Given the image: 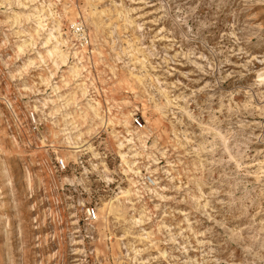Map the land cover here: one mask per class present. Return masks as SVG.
I'll list each match as a JSON object with an SVG mask.
<instances>
[{
	"label": "rangeland",
	"instance_id": "374dc122",
	"mask_svg": "<svg viewBox=\"0 0 264 264\" xmlns=\"http://www.w3.org/2000/svg\"><path fill=\"white\" fill-rule=\"evenodd\" d=\"M0 264H264V0H0Z\"/></svg>",
	"mask_w": 264,
	"mask_h": 264
},
{
	"label": "bare ground",
	"instance_id": "6f19581e",
	"mask_svg": "<svg viewBox=\"0 0 264 264\" xmlns=\"http://www.w3.org/2000/svg\"><path fill=\"white\" fill-rule=\"evenodd\" d=\"M36 26V25H35ZM50 29V28H49ZM42 30V29H41ZM56 46V45H55ZM49 53V51H48ZM51 56L54 55V53H51L49 54ZM43 63V62H42ZM54 63V62H53ZM55 66V65H54ZM57 69V68H56ZM43 105V104H42ZM143 133L141 131H138V132H135V135H131L132 137L130 139H128V141H133L134 138H136L139 142H142V139H143ZM127 141V140H126ZM151 165V164H150ZM150 165L144 167V169L147 171V173L151 174V177L153 179V181L151 180V184L154 186V188H156L159 184V181H158V177L157 176V170L156 169H151ZM152 190V189H151ZM139 220V219H138Z\"/></svg>",
	"mask_w": 264,
	"mask_h": 264
},
{
	"label": "built area",
	"instance_id": "2783aa9c",
	"mask_svg": "<svg viewBox=\"0 0 264 264\" xmlns=\"http://www.w3.org/2000/svg\"><path fill=\"white\" fill-rule=\"evenodd\" d=\"M134 123L136 124V125H140V120L138 119V118H136L135 120H134ZM60 166H62L63 167V164L62 163H60ZM151 178L150 177H146L145 178V181H146V183L147 184H151ZM86 218H87V220H89V221H94L95 219H96V214H95V211H94V209L93 208H87L86 209Z\"/></svg>",
	"mask_w": 264,
	"mask_h": 264
}]
</instances>
